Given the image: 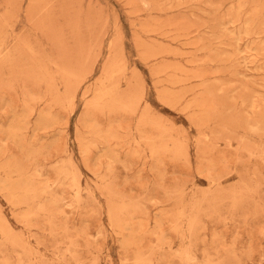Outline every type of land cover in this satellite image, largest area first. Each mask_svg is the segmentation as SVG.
I'll list each match as a JSON object with an SVG mask.
<instances>
[{
    "label": "rangeland",
    "instance_id": "rangeland-1",
    "mask_svg": "<svg viewBox=\"0 0 264 264\" xmlns=\"http://www.w3.org/2000/svg\"><path fill=\"white\" fill-rule=\"evenodd\" d=\"M0 264H264V0H0Z\"/></svg>",
    "mask_w": 264,
    "mask_h": 264
},
{
    "label": "bare ground",
    "instance_id": "bare-ground-1",
    "mask_svg": "<svg viewBox=\"0 0 264 264\" xmlns=\"http://www.w3.org/2000/svg\"><path fill=\"white\" fill-rule=\"evenodd\" d=\"M16 186V185H15Z\"/></svg>",
    "mask_w": 264,
    "mask_h": 264
}]
</instances>
